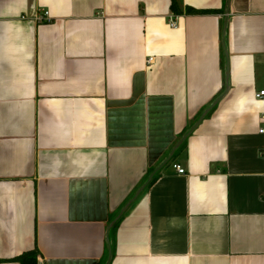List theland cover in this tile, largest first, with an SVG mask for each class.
I'll return each mask as SVG.
<instances>
[{
	"label": "crops",
	"instance_id": "obj_1",
	"mask_svg": "<svg viewBox=\"0 0 264 264\" xmlns=\"http://www.w3.org/2000/svg\"><path fill=\"white\" fill-rule=\"evenodd\" d=\"M261 90L264 0H0V264H264Z\"/></svg>",
	"mask_w": 264,
	"mask_h": 264
},
{
	"label": "built area",
	"instance_id": "obj_2",
	"mask_svg": "<svg viewBox=\"0 0 264 264\" xmlns=\"http://www.w3.org/2000/svg\"><path fill=\"white\" fill-rule=\"evenodd\" d=\"M36 19L39 23H48L52 21V16L50 15L49 11L47 10H43L40 11L37 15H36ZM169 23L170 26L176 28L178 27V22H177V18L174 15H171L169 17ZM153 60V58H149L148 61L151 63ZM256 97L257 98H262L264 97V90H261L260 92L256 93ZM260 132L264 133V128L260 129ZM174 168L181 174H185L186 170L185 168H183L180 164H174Z\"/></svg>",
	"mask_w": 264,
	"mask_h": 264
},
{
	"label": "trees",
	"instance_id": "obj_3",
	"mask_svg": "<svg viewBox=\"0 0 264 264\" xmlns=\"http://www.w3.org/2000/svg\"><path fill=\"white\" fill-rule=\"evenodd\" d=\"M190 11L195 12V10H190ZM38 255H39V250L37 248H34L32 250L20 254L16 258V260L20 264H38Z\"/></svg>",
	"mask_w": 264,
	"mask_h": 264
},
{
	"label": "water",
	"instance_id": "obj_4",
	"mask_svg": "<svg viewBox=\"0 0 264 264\" xmlns=\"http://www.w3.org/2000/svg\"><path fill=\"white\" fill-rule=\"evenodd\" d=\"M197 125H198V124H196V125H195V126H194V127L188 132V134L184 137V139L196 129ZM170 158H171V157H169V158L166 160V162L169 161ZM107 264H109V261L107 262Z\"/></svg>",
	"mask_w": 264,
	"mask_h": 264
}]
</instances>
